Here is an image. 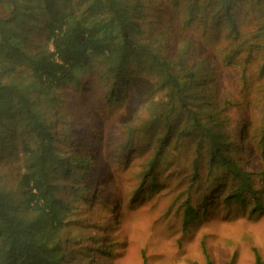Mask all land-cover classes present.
I'll list each match as a JSON object with an SVG mask.
<instances>
[{
    "label": "trees",
    "instance_id": "trees-1",
    "mask_svg": "<svg viewBox=\"0 0 264 264\" xmlns=\"http://www.w3.org/2000/svg\"><path fill=\"white\" fill-rule=\"evenodd\" d=\"M149 2L0 0V145L1 151L19 147L23 159L16 185H0V264L67 262L75 222L69 203L82 194L87 172L76 175V158L63 151L60 91L82 87L80 73L94 61L108 75L110 108L127 105L131 82L138 80L131 74L135 66L163 95L149 109L146 124L161 126L162 133L150 146L155 153L143 183L155 182L176 137L194 145L195 175L198 161H207L212 179L226 175L236 182L234 202L243 204L245 191L255 194L236 147L230 153L225 119L204 101L203 85L220 81L218 68L239 67L242 54H249L248 62L252 53H264V0H164L160 18L148 17ZM242 8L254 16L250 28L239 20ZM125 127L131 144L136 129ZM194 215L188 210L186 223Z\"/></svg>",
    "mask_w": 264,
    "mask_h": 264
},
{
    "label": "rangeland",
    "instance_id": "rangeland-1",
    "mask_svg": "<svg viewBox=\"0 0 264 264\" xmlns=\"http://www.w3.org/2000/svg\"><path fill=\"white\" fill-rule=\"evenodd\" d=\"M149 3L148 17L160 18L164 0ZM238 13L247 28L256 24L246 8ZM34 38L40 42L44 34ZM248 56L237 58L239 67L218 68L220 81L203 85L208 109L225 119L230 153L236 147V159L252 174L255 194L242 193L243 204L230 198L236 182L226 175L212 179L207 161H198L195 175L194 145L184 138L168 142L155 182L143 183L155 153L150 146L162 133L146 124L149 109L163 98L144 69L132 68L138 80L121 107L106 103L110 85L98 61L80 73L82 87L60 91L63 151L76 158V175L87 172L82 194L69 203L75 222L66 264H255L256 254L264 264V53L245 62ZM129 125L136 129L131 144ZM22 163L19 147L1 151L0 145V185L15 186ZM188 210L195 213L191 223Z\"/></svg>",
    "mask_w": 264,
    "mask_h": 264
}]
</instances>
